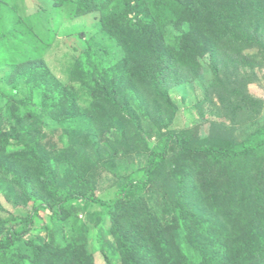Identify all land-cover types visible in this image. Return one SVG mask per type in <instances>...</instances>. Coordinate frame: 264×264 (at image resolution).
I'll use <instances>...</instances> for the list:
<instances>
[{
    "label": "trees",
    "instance_id": "1",
    "mask_svg": "<svg viewBox=\"0 0 264 264\" xmlns=\"http://www.w3.org/2000/svg\"><path fill=\"white\" fill-rule=\"evenodd\" d=\"M34 5L0 0V264H264V0Z\"/></svg>",
    "mask_w": 264,
    "mask_h": 264
},
{
    "label": "rangeland",
    "instance_id": "2",
    "mask_svg": "<svg viewBox=\"0 0 264 264\" xmlns=\"http://www.w3.org/2000/svg\"><path fill=\"white\" fill-rule=\"evenodd\" d=\"M14 2H16L17 7L19 8V10H23L25 11L27 14L31 13L32 10H34V7L36 4V2H40L43 3V5L45 6L46 1L48 0H12ZM44 26V23H43ZM189 63H192L193 65H197L196 60L193 57H190L187 60ZM249 89L252 93L258 95V96H263L264 95V89L262 86H258L256 84H250L249 85ZM179 100V97H178ZM191 99L189 98V101ZM190 105V103L188 104ZM23 225V224H22ZM107 223L104 224V226H106ZM95 232H96V227H94L92 224L90 225V231H89V248L92 249L94 244H95Z\"/></svg>",
    "mask_w": 264,
    "mask_h": 264
}]
</instances>
